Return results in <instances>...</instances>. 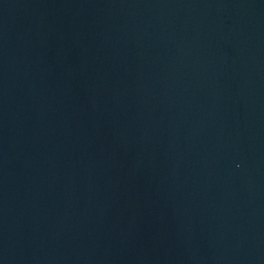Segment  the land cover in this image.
I'll list each match as a JSON object with an SVG mask.
<instances>
[{
  "label": "water",
  "instance_id": "obj_1",
  "mask_svg": "<svg viewBox=\"0 0 264 264\" xmlns=\"http://www.w3.org/2000/svg\"><path fill=\"white\" fill-rule=\"evenodd\" d=\"M0 264H264V0H0Z\"/></svg>",
  "mask_w": 264,
  "mask_h": 264
}]
</instances>
